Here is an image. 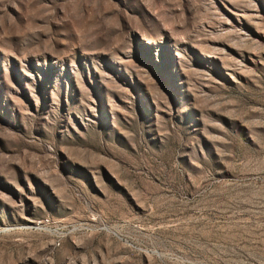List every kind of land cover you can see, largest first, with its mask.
Segmentation results:
<instances>
[{
  "label": "rangeland",
  "instance_id": "obj_1",
  "mask_svg": "<svg viewBox=\"0 0 264 264\" xmlns=\"http://www.w3.org/2000/svg\"><path fill=\"white\" fill-rule=\"evenodd\" d=\"M0 264H264V0H0Z\"/></svg>",
  "mask_w": 264,
  "mask_h": 264
}]
</instances>
